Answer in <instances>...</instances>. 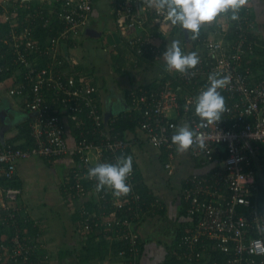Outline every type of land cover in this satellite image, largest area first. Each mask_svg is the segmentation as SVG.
<instances>
[{
	"label": "built area",
	"instance_id": "obj_1",
	"mask_svg": "<svg viewBox=\"0 0 264 264\" xmlns=\"http://www.w3.org/2000/svg\"><path fill=\"white\" fill-rule=\"evenodd\" d=\"M43 1L48 2L47 8L14 1L1 13L0 74L7 75L6 96L24 99L32 146L21 149L7 143L0 133V229L7 231L0 241V263L45 264L48 260L45 254L39 260L32 258L42 246L26 234L29 218L19 205L18 164L32 158L71 157L63 191L77 205L75 229L83 237L92 235L97 242L118 246L115 252L120 264H140L142 242L136 226L157 216L162 203L138 192L132 145L143 141L163 152V167L171 176L176 160L170 140L173 125L188 122L205 133L206 147L200 150L193 145L189 153L208 170L183 181L180 193L187 226L171 255L182 264H264V209L259 201L260 187L264 190V158L260 157L264 76L262 69L253 68L259 59L258 40L247 38L256 24L251 10L244 5L240 18L233 22L230 14L221 16L225 23L222 31L215 32L219 38L197 44L200 63L190 73L165 70L162 76L169 78L155 80L156 89L130 88L129 110L138 115L137 127L133 136L119 137L113 124L120 112L106 119L92 79L68 76L64 71L71 67L66 49L79 42L87 29L93 0ZM136 1L123 0L115 13L127 18L123 44L130 57L120 72L129 73L139 62L154 63L161 58L162 40L172 27L165 26L143 0V22L147 13H154L158 22L156 32L143 31V22L132 13ZM228 30L234 33L233 39H225ZM210 73L230 77L229 85L220 90L227 111L216 124L198 129L194 98L207 86ZM121 155L132 157L133 171L127 180L131 193L120 198L108 189L97 193V182L87 178L88 170L99 163H115Z\"/></svg>",
	"mask_w": 264,
	"mask_h": 264
},
{
	"label": "crops",
	"instance_id": "obj_2",
	"mask_svg": "<svg viewBox=\"0 0 264 264\" xmlns=\"http://www.w3.org/2000/svg\"><path fill=\"white\" fill-rule=\"evenodd\" d=\"M14 1H31L33 5L37 6H42V4L47 6L48 4L43 0H0V20L2 11ZM122 1L93 0V12L87 29L81 34L79 42L72 43L66 49V56L70 61V68H72L68 67L67 75L88 76L95 85H99V96L103 109L106 97H111L114 93H122L125 98V92L130 88L148 86L166 70L162 59L159 57L155 60L153 67L137 69L138 71L134 70L127 74L120 73L119 68L125 63L123 60L128 54L123 44L127 18L125 16L117 17L115 14ZM142 1L137 0L132 8V13L138 17L136 18L140 22L144 20V13L141 12L143 10ZM244 5L251 10L256 19L260 37L263 38L261 40L264 43V0H246ZM203 28L207 29L206 26ZM143 31L148 32L145 28V22H143ZM145 32L141 33L145 35ZM137 33L140 34L139 29ZM168 36L162 40L164 51L174 39H180L181 48L187 49L185 47L186 42L184 43L179 33L171 37ZM102 37H106L107 44L101 40ZM263 47L261 49H264ZM78 72L81 74L77 76ZM3 83H6L5 80L0 81V85ZM103 87H106L105 91L101 92ZM5 104L14 112L16 111L17 118L20 117L18 120L15 116L17 120L4 123L1 137L9 140L18 134V126L28 120V115L24 109V99L9 98L7 102H3L0 98V109ZM71 134L72 132L69 134L70 138L72 137ZM136 135L141 138L139 133ZM23 143L24 140L21 138L15 144L21 145ZM131 152L137 165L139 184L145 192L160 199L162 203L157 216L141 221L136 226L143 244L140 264H164L172 256V245L177 238L176 236L184 233L186 228L187 217L181 213L182 205L179 199L182 182L186 177L192 174L205 173L208 169L199 166L189 150L183 154L176 151V160L173 164L174 172L169 176L163 167V152L138 140L132 145ZM185 157L189 160L191 165L189 167L193 169L192 173L183 174L188 163L182 162L180 159ZM53 164L65 166L63 167V179L57 180L49 172L48 175L44 173L46 171L45 165L49 167ZM71 165V157L55 161L32 158L18 164L17 184L22 188L19 205L22 206L23 213L33 223L36 230L34 239L42 246L41 254L48 256L45 264H120L115 252L118 246H113L107 242H104V246L99 250L94 249V258L87 259L88 248L84 241L86 237H83L75 229L77 205L63 191V185ZM45 176H48L49 182L55 186L57 191L52 202L49 198L44 199L42 182L45 181ZM48 201L49 203H46ZM41 206L48 207L46 212H38ZM95 243L98 242L94 241ZM0 264L9 263L1 262Z\"/></svg>",
	"mask_w": 264,
	"mask_h": 264
},
{
	"label": "clouds",
	"instance_id": "obj_3",
	"mask_svg": "<svg viewBox=\"0 0 264 264\" xmlns=\"http://www.w3.org/2000/svg\"><path fill=\"white\" fill-rule=\"evenodd\" d=\"M146 3L162 17L161 22L165 26H179L190 39L195 40L201 28L218 17L230 14V19L237 21L246 0H146ZM161 59L167 71L181 75L190 73L200 63L198 54L195 51L185 54L181 42L176 39L167 45ZM207 80V86L194 98V115L199 121L198 129L216 124L227 111L226 101L220 90L229 85L230 77L210 73ZM173 127L175 132L170 140L178 153H186L193 145L200 150L206 147L205 133L193 129L188 122ZM132 164L131 156L121 155L116 158L115 163H99L91 167L87 178L97 182V193L108 189L115 198L126 197L132 190L127 183L133 171Z\"/></svg>",
	"mask_w": 264,
	"mask_h": 264
},
{
	"label": "trees",
	"instance_id": "obj_4",
	"mask_svg": "<svg viewBox=\"0 0 264 264\" xmlns=\"http://www.w3.org/2000/svg\"><path fill=\"white\" fill-rule=\"evenodd\" d=\"M28 4H30L33 7L37 6V5H33V2H29ZM38 7L39 8L40 7L47 8V6L45 4H42V6H38ZM220 19L223 20L222 17H218L215 21H213L209 25L208 24L205 25L207 29H204L202 27L201 31H200V34H199L197 39L192 40V39H190L188 37V42L187 43H185L183 31L180 29L179 26H175V27L172 26L170 31L168 32L167 36L169 35L168 37H171V36L179 33L181 35V39H183L184 43L186 44L185 47L187 49H185V50L188 51V52L196 51L195 47L197 46L198 43H200V42H202L204 40H207V39H218L219 38V36H217L215 34V32L222 31L221 28L223 26V23H220V21H219ZM156 20H157V18L154 15V13H147L146 20H145V28H146V30L151 31V32H156L158 30V22ZM230 22H233V21L230 19ZM226 35H227V36H225L226 40L234 38V33L232 31H230V30H228V32H226ZM43 36L45 37V36H47V34H43ZM162 36H163V33L161 35H159L158 38H161ZM213 36H215L216 38H214ZM247 38H248V40H252V38L258 40L260 50H258L257 56L259 57V59L255 62V65L253 66V68L262 69L263 70V76H264V49H261L262 46H264L263 45L264 43H262L263 38L260 37V32L258 30L257 23L255 24L254 30L247 35ZM129 57H130L129 54H127V57L125 56V60H123L125 63L123 64V66L128 64V58ZM153 66H154L153 63H148V62L145 61V62H139L138 66L136 68L138 70H142V69H144L146 67H153ZM120 68H121V66H120ZM137 69H135V70H137ZM120 73L127 74L126 72H120ZM80 74H81V72H78L77 76L80 75ZM6 77H7V75L0 74V81L4 80ZM86 77L89 78L88 76H86ZM168 78H169L168 76H166V75L162 76V74H161L160 77L157 80H159L161 82H164ZM92 83L94 84L93 81H92ZM174 86L177 87L178 84H174ZM157 87H158V83H157V81H154L150 85L146 86L145 89L153 90V89H156ZM188 88H189L190 91H192L193 85L189 86ZM125 100L127 102V105L130 107V101H129V98L127 96V91L125 92ZM180 103H182V100H180ZM137 117H138L137 113L134 112L131 109L129 111L128 110L121 111L118 114V116H116V118H115V121H114V124H113L114 132L119 137H126V136H129L130 134H132V136H133L135 131H136L135 129L137 127ZM18 131H19L18 134L16 136L12 137L11 139L7 140V143L15 144L19 140H21V138H22L24 140V143L21 144V145L15 144L17 147H19L21 149H26V148L32 146V140L30 138V130H29V121L28 120L25 123H23L22 125L18 126ZM263 146L264 145H261L260 157L264 158ZM135 174H136L135 183H136V188H137L138 192L141 193L142 195H144L145 197L151 198V195L149 193L145 192L143 187L139 184V181L137 180L138 179L137 171H136ZM182 184H183V182H182ZM259 196H260V198H259L260 208L264 209V190L261 187H260ZM179 199L181 201V193H179ZM181 205H182L181 213L184 216H186V214H185V205H184V203H182V201H181ZM160 214H161V211H160ZM185 226H187L186 221H185ZM35 233H36V230L33 227L32 221L28 220V226H27L26 234L29 237H31V240H32L33 238H35ZM6 234H7V231L5 229H0V241L3 240L4 235H6ZM181 235L179 234V236L178 235L176 236L177 238L174 240V244L172 245V248H173V246L175 245L176 241L178 240V238ZM84 241L86 242V246L88 248V257H87V259H92V258L95 257L94 249L99 250L100 248H102L104 246L103 245L104 244L103 241H100V242L94 244L95 240H94V236H92V235L91 236H87ZM142 247H143V244H142L141 248ZM41 256H43V255H41V252L39 253V251H38V252H35L34 255H32V258H33V260H36V259L39 260V259H41ZM164 264H182V262L177 260L175 257L170 256V259Z\"/></svg>",
	"mask_w": 264,
	"mask_h": 264
},
{
	"label": "rangeland",
	"instance_id": "obj_5",
	"mask_svg": "<svg viewBox=\"0 0 264 264\" xmlns=\"http://www.w3.org/2000/svg\"><path fill=\"white\" fill-rule=\"evenodd\" d=\"M220 23H225L222 19L219 20ZM209 25V24H208ZM98 28V27H97ZM214 38H216L215 36H213ZM102 41H104L105 44H107V39L106 37H102L101 38ZM101 40H98V41H101ZM180 40V39H179ZM163 53H164V48H163ZM161 59V58H160ZM153 65H155V61L153 63ZM69 70V68H66L65 69V72L67 73V71ZM72 69V68H70ZM74 70V69H73ZM72 70V71H73ZM68 74V73H67ZM76 74V73H75ZM99 86V85H98ZM105 88L106 87H103L101 88V92H104L105 91ZM7 89H8V84L6 83H3L2 85H0V98L3 102H7L9 100V98L6 96V93H7ZM17 118V116H16ZM18 120L20 119L17 118ZM15 119V120H17ZM194 159V158H193ZM182 162H187L188 165L185 167L184 171H183V174H189V173H192L193 172V169H191V165L189 163V160L185 158H181L180 159ZM179 163V162H178ZM177 164V163H176ZM190 166V167H189ZM63 167L65 166H61L59 164H53V165H50L49 167L47 165H45V168H46V171L44 172L45 174L48 175V172L53 176L55 177L57 180L61 179L62 176L64 175L63 173ZM177 169V168H176ZM46 177V178H45ZM45 181L42 182V185H43V189H44V199L46 198H49L50 199V202H52V199H53V196L54 195H57V191L55 190V186L53 184H51L48 180V176H45ZM63 179V178H62ZM58 186V185H57ZM57 189V187H56ZM42 195V193H41ZM46 203H49L46 202ZM49 206V205H48ZM48 209V207L44 208L41 206L40 210H38V212H46V210ZM76 216V215H75Z\"/></svg>",
	"mask_w": 264,
	"mask_h": 264
},
{
	"label": "water",
	"instance_id": "obj_6",
	"mask_svg": "<svg viewBox=\"0 0 264 264\" xmlns=\"http://www.w3.org/2000/svg\"><path fill=\"white\" fill-rule=\"evenodd\" d=\"M185 42H188V36L183 31ZM105 118L108 119L111 116L117 115L121 111L129 110V106L122 93H114L111 97H106L104 100ZM16 111L11 110L6 104L0 109V133L3 130L4 123L7 121L11 123L15 116ZM6 124V123H5Z\"/></svg>",
	"mask_w": 264,
	"mask_h": 264
}]
</instances>
